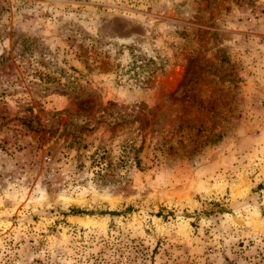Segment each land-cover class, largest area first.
I'll use <instances>...</instances> for the list:
<instances>
[{
	"label": "rangeland",
	"instance_id": "374dc122",
	"mask_svg": "<svg viewBox=\"0 0 264 264\" xmlns=\"http://www.w3.org/2000/svg\"><path fill=\"white\" fill-rule=\"evenodd\" d=\"M0 264H264V0H0Z\"/></svg>",
	"mask_w": 264,
	"mask_h": 264
}]
</instances>
